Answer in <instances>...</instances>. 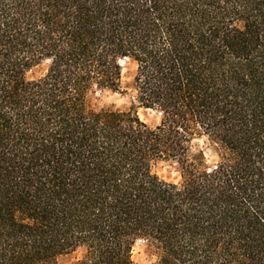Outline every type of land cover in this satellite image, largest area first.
Here are the masks:
<instances>
[{
    "label": "trees",
    "instance_id": "trees-1",
    "mask_svg": "<svg viewBox=\"0 0 264 264\" xmlns=\"http://www.w3.org/2000/svg\"><path fill=\"white\" fill-rule=\"evenodd\" d=\"M125 54L154 126L87 106ZM138 240L151 264H264V0H0V264H133Z\"/></svg>",
    "mask_w": 264,
    "mask_h": 264
},
{
    "label": "clouds",
    "instance_id": "clouds-1",
    "mask_svg": "<svg viewBox=\"0 0 264 264\" xmlns=\"http://www.w3.org/2000/svg\"><path fill=\"white\" fill-rule=\"evenodd\" d=\"M109 59H111V57H109ZM50 62V58L45 59L46 64ZM115 65L118 67V86L115 89L109 86H98L97 81L102 79V77L95 73H90V75H96V78L91 80L90 87L84 94L87 106H90L94 113H99L102 107L106 108L109 104L113 105L110 110L116 113L128 111L129 107L132 106L135 108V111L134 113H130V115H134L138 120L145 123L152 120L156 122L160 117V113L153 112L149 107L141 106L140 100L137 99L139 89L133 87L131 84L134 77L138 75L137 69L140 66L139 62L132 56L125 54L115 57ZM31 72V67L24 69L23 75L25 82L34 80V77L30 75ZM121 93H123V95ZM97 97H99V99H96ZM145 113L148 115L147 119L145 118ZM184 146L187 149L185 156L187 161L197 164L198 162L194 159V156L199 153L202 157L199 161V167L211 165V167L214 168L216 166V161L218 159L217 155L215 152L211 151L210 147H207V139L203 135L198 137L196 133L193 132ZM149 164V175H155L158 180L164 181L165 183L174 184L176 185V190H179L182 180L181 174L177 168V161H150ZM206 170L210 171L211 169ZM85 247V245H78L75 248L71 255L72 261H78L82 258ZM57 259H61V257H57ZM129 259L133 264H151V261L158 260L159 256H151L150 259L146 261L142 246L139 245L137 241V246L130 249Z\"/></svg>",
    "mask_w": 264,
    "mask_h": 264
},
{
    "label": "rangeland",
    "instance_id": "rangeland-1",
    "mask_svg": "<svg viewBox=\"0 0 264 264\" xmlns=\"http://www.w3.org/2000/svg\"><path fill=\"white\" fill-rule=\"evenodd\" d=\"M45 68H46V63L45 62H41V63H38L36 65H34L32 67V72L30 73V75H32L34 77V79H37L39 77H41L44 72H45ZM123 95V93H121ZM96 99H99V97H97ZM113 107V105L109 104L105 107H102V109H111ZM123 107V106H121ZM129 109H134L132 106L129 107ZM128 109V110H129ZM153 112H155L154 110H152ZM145 118L147 119L148 118V115L147 113H145ZM158 123V120L156 122H154V120L146 123L148 124L149 126H154ZM208 147V145H207ZM165 162H168V161H165ZM177 168H178V171H179V167L177 165ZM139 242V245L142 246V251L144 252L145 254V260H149L151 256H154L155 254L153 253V249L151 248V246L144 240H138ZM137 246V241L136 243L134 244L133 247H136ZM72 254H67L65 256H61V259H58V264H72L74 261H72ZM154 260L151 261V263L153 262Z\"/></svg>",
    "mask_w": 264,
    "mask_h": 264
}]
</instances>
